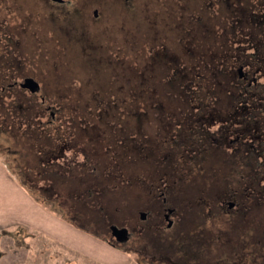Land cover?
<instances>
[{
    "label": "rangeland",
    "instance_id": "rangeland-1",
    "mask_svg": "<svg viewBox=\"0 0 264 264\" xmlns=\"http://www.w3.org/2000/svg\"><path fill=\"white\" fill-rule=\"evenodd\" d=\"M253 94L264 0H0V264H264V127L208 149Z\"/></svg>",
    "mask_w": 264,
    "mask_h": 264
},
{
    "label": "flooded vegetation",
    "instance_id": "flooded-vegetation-1",
    "mask_svg": "<svg viewBox=\"0 0 264 264\" xmlns=\"http://www.w3.org/2000/svg\"><path fill=\"white\" fill-rule=\"evenodd\" d=\"M242 70H243V67H242ZM238 78L241 81H243V82L249 81V77L244 72V70L242 71V75L241 76H240L239 71H238ZM252 79H250V83L248 84V86L247 85L244 86L245 87V89H244L245 91L250 90L251 89L250 86L253 83H256L257 82L256 78H254L253 80ZM251 80H252V82H251ZM256 96H257L256 94H253V97L252 98H254V99H253V102H252L251 106H245V105H242L241 106V110L242 111H239L238 108H236V109L234 108L235 109V112H231L229 114H226V116H224V115L221 114L222 117H221V121L219 122V123H221L220 124V131H221V133L218 136L220 139H217V137H214V140L215 141L212 142L213 143L212 145H209V148L208 149H211L213 147H224V144L225 143L228 146H234L235 144L243 143L244 145H246V147L249 150H250V147H252V148L255 147L254 144H252L250 142L252 140L254 142V139H262V137H263L262 135L263 134H257L256 132L259 131L262 127H264V123H263L264 120L262 121V119L258 116L261 113L260 114H257L258 113V109L257 108H259V109L260 108L261 109H264V108L263 107H256V105L254 104L255 103V100H256L255 99ZM222 110L223 109H217V110H215V112L219 114ZM262 111L263 110H260L259 112H262ZM256 126H258L259 128H257ZM261 130H263V129H261ZM252 132H254V134H252ZM186 133H187V135H190V136H193V137L200 136L199 140L201 138L204 139V136H206V135H207L206 137L211 136V134L206 133V132H204L203 134H201V132H199V129L198 130H195V129H192V128L187 129L186 130ZM246 135L247 136L252 135V140H248L249 138H247L244 141L243 139L247 137ZM186 136H185L184 140H187L188 141V138H186ZM232 137H234V138H232ZM235 141H236V143H235ZM163 146H166L168 150L167 149L164 150V152H162V154H160V155H162L164 157L163 159H165L166 161H171L172 160V157H173V155L170 154L171 152H169L171 148L168 145H163ZM208 149H207V151H208ZM161 151L162 150H159V153ZM211 151L213 152V150H211ZM253 152H255V151H253ZM189 155H190V158L188 157L187 160L190 163L192 162V159L193 160H195V159L199 160L200 157H201V156H196V154L193 157V152L192 151L189 153ZM230 157L231 158H234V154L233 155H230ZM245 159H247V155H246V158ZM188 169L190 171H194L195 170V169L194 170L191 169V164L189 165V168ZM205 171H206V168H205ZM205 171H204V173H205ZM206 172H208V171H206ZM251 173H253V172H251ZM254 173L252 174V176H256V174H254ZM254 180L255 179L253 178V181ZM249 187H251L254 191L256 190V185L253 184V182H252V184ZM165 209H166L165 210L166 212L164 213V218H165V215L168 213L169 210H172V213H170L169 218L175 213V211H174L173 208H165ZM170 220H171V218H170ZM128 237H129V231H128ZM113 238L115 239L114 236H113ZM111 244H113V246L115 245L113 242H111Z\"/></svg>",
    "mask_w": 264,
    "mask_h": 264
},
{
    "label": "water",
    "instance_id": "water-1",
    "mask_svg": "<svg viewBox=\"0 0 264 264\" xmlns=\"http://www.w3.org/2000/svg\"><path fill=\"white\" fill-rule=\"evenodd\" d=\"M57 3H63L64 0H52ZM97 12H95V15L97 16ZM240 76L242 75V67L238 69ZM23 88H28L31 92H36L40 85L39 83L34 80L33 78H26L24 82L21 84ZM229 207L232 208L234 206L233 202H229ZM172 213V210H169L168 213L165 215V219L168 221V227H171L173 224V221L170 220L169 215ZM140 218L142 220H145L147 218V214L145 212L140 213ZM112 235L115 237V239L119 242H124L128 239V229L127 228H119L117 226H111Z\"/></svg>",
    "mask_w": 264,
    "mask_h": 264
},
{
    "label": "trees",
    "instance_id": "trees-1",
    "mask_svg": "<svg viewBox=\"0 0 264 264\" xmlns=\"http://www.w3.org/2000/svg\"><path fill=\"white\" fill-rule=\"evenodd\" d=\"M157 59V58H156ZM176 96V95H175ZM177 96H179V98H176L177 99V101H180V102H183L184 101V99H185V96L184 95H181V94H178ZM132 104V103H131ZM181 139V138H180ZM164 157L162 156V155H159V156H157V158H156V160H160V161H162V162H165L166 160L165 159H163Z\"/></svg>",
    "mask_w": 264,
    "mask_h": 264
}]
</instances>
